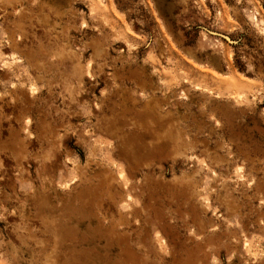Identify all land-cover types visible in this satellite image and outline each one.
<instances>
[{
	"label": "rangeland",
	"instance_id": "obj_1",
	"mask_svg": "<svg viewBox=\"0 0 264 264\" xmlns=\"http://www.w3.org/2000/svg\"><path fill=\"white\" fill-rule=\"evenodd\" d=\"M0 264H264V0H0Z\"/></svg>",
	"mask_w": 264,
	"mask_h": 264
}]
</instances>
